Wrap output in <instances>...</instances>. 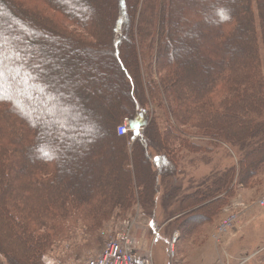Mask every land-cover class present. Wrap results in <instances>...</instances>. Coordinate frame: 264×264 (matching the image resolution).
<instances>
[{"label":"trees","instance_id":"trees-1","mask_svg":"<svg viewBox=\"0 0 264 264\" xmlns=\"http://www.w3.org/2000/svg\"><path fill=\"white\" fill-rule=\"evenodd\" d=\"M81 56L95 77L105 72L93 59L113 64L129 99L99 94ZM0 60L7 264H42L72 216L97 230L116 209L172 206L179 191L161 192L160 181L177 175L182 155L228 147L231 165L177 199L174 250L264 173V0H0ZM156 110L163 130L157 118L147 124ZM123 119L145 126L131 150L133 134H117Z\"/></svg>","mask_w":264,"mask_h":264},{"label":"rangeland","instance_id":"rangeland-1","mask_svg":"<svg viewBox=\"0 0 264 264\" xmlns=\"http://www.w3.org/2000/svg\"><path fill=\"white\" fill-rule=\"evenodd\" d=\"M31 2L33 3V0H31ZM40 9L44 11L45 15L60 19L57 14H54V12H51L45 7H41ZM61 23L68 31L76 33L81 32L73 25H68L64 21ZM110 30L112 31L113 28L110 27ZM140 55L141 67L142 70L145 71V66L142 61L144 54ZM92 63L93 66L102 68L105 72L104 75L95 77L92 73V70L89 68L90 64H88V60L81 56L80 64L81 66L87 68V75L89 78H91V80H93V82L95 81L92 86L99 94L102 96H108L109 94L114 93V96H122L129 99V93L120 84L118 75L116 73V68L113 64H103L100 56L93 59ZM142 74L143 78L146 79L145 74ZM146 81H144L145 85ZM109 116L111 118L112 114ZM153 118H157L156 121L159 124V128L163 130V127L165 126V117L163 115V111L156 110L154 116L150 112V114L147 115V124ZM124 120L125 119H123V121ZM76 121L79 123V125L84 123L81 119ZM127 122L130 124L129 120H127ZM187 130L186 133L184 132V134H187V136L190 134L191 141L197 143L198 145H203V143L200 142L201 138L196 135V130L189 128H187ZM142 132L143 130L141 133ZM106 141L108 140L106 139ZM132 144L133 141H131V139H126V150H131ZM232 150L234 152L236 151L235 148ZM228 155V147L223 146L215 148L211 150L209 154L203 156L201 154H192L190 156L188 155V157L187 155H182L178 164L177 175L168 181H160L161 187L163 188L161 189V192L164 193L165 189L166 192L178 189L176 191H179V194H177V196H173V200L175 201L172 200L169 203L173 207H160V205L156 207V210L154 213H152L154 217L149 216L151 212L150 210H146L145 213H142L141 211H120L119 209H116L107 219L102 222L101 226L97 230H90L93 224L92 222L83 220L82 216H72L69 221H65L63 223V226L66 229V234L57 241H54L53 245L43 256L41 260L42 264H84L90 258L98 256L105 247L106 243L113 239L118 233L122 232V224L125 220H130L133 222L131 232L134 240L136 241V252L142 259L148 260L149 264H186L185 261H187L189 255V248L199 243V236L202 233L196 238V240H191L192 243L188 242L182 246L179 244L177 246L175 245V250L173 249L171 251L170 245L172 236L173 233L176 232L173 228V220L175 219L174 216L177 215L175 212L177 199L181 197L183 193H192L196 190V188L202 189L200 185L205 178L211 174L217 176V174H219L221 171L228 168L231 165ZM135 175L137 178L139 177L137 173H135ZM263 181L264 173L254 180V185L251 188H257L256 190L258 191L255 193L252 199H249L251 201H246L247 199L242 197L243 201H245L247 204L256 202L257 204L255 203V208L259 213L264 211V208L258 206V202L261 199H264V190H261V187L263 186H261V184ZM236 196L237 195L235 193L234 197ZM195 206L202 207L203 204L199 203ZM255 226H257V230H261L264 227V220L258 219L255 223ZM171 252H173V254H171ZM252 263L256 264V261H251L247 264ZM0 264H7L1 255Z\"/></svg>","mask_w":264,"mask_h":264},{"label":"crops","instance_id":"crops-1","mask_svg":"<svg viewBox=\"0 0 264 264\" xmlns=\"http://www.w3.org/2000/svg\"><path fill=\"white\" fill-rule=\"evenodd\" d=\"M261 186V190H264V181ZM256 189L238 186L236 188V197L251 201L249 199H252L258 191ZM255 203L248 204L247 209L240 215L233 231L226 235H221L217 242L212 238V235L218 220L222 217V214L219 215L199 236V243L189 248V255L185 263L239 264L242 259L249 257L262 247L264 245V227L261 230H257L255 223L258 219L264 220V211L261 213L257 212L255 208L257 203ZM135 209L138 211V206Z\"/></svg>","mask_w":264,"mask_h":264},{"label":"built area","instance_id":"built-area-1","mask_svg":"<svg viewBox=\"0 0 264 264\" xmlns=\"http://www.w3.org/2000/svg\"><path fill=\"white\" fill-rule=\"evenodd\" d=\"M129 128L122 123L117 128V134L123 136L128 134ZM259 206L264 207V199L259 201ZM245 208L242 202H235L224 209L225 216L216 228V235L225 233L232 228L239 213ZM132 224L130 220L123 221V230L113 239L108 241L101 253L87 260L84 264H149L137 254L135 240L132 237ZM215 235V237H216ZM175 237H173V241ZM264 258V248L261 250Z\"/></svg>","mask_w":264,"mask_h":264},{"label":"snow or ice","instance_id":"snow-or-ice-1","mask_svg":"<svg viewBox=\"0 0 264 264\" xmlns=\"http://www.w3.org/2000/svg\"><path fill=\"white\" fill-rule=\"evenodd\" d=\"M3 78H4L3 61L0 60V92L3 91Z\"/></svg>","mask_w":264,"mask_h":264},{"label":"water","instance_id":"water-1","mask_svg":"<svg viewBox=\"0 0 264 264\" xmlns=\"http://www.w3.org/2000/svg\"><path fill=\"white\" fill-rule=\"evenodd\" d=\"M139 126H142V125H130V128H135V129H137V127H139Z\"/></svg>","mask_w":264,"mask_h":264},{"label":"bare ground","instance_id":"bare-ground-1","mask_svg":"<svg viewBox=\"0 0 264 264\" xmlns=\"http://www.w3.org/2000/svg\"><path fill=\"white\" fill-rule=\"evenodd\" d=\"M140 131V130H139Z\"/></svg>","mask_w":264,"mask_h":264}]
</instances>
